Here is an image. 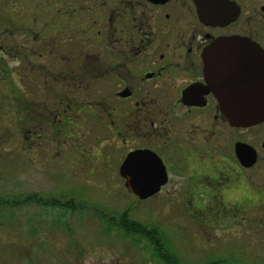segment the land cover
<instances>
[{
    "label": "flooded vegetation",
    "instance_id": "af4514ba",
    "mask_svg": "<svg viewBox=\"0 0 264 264\" xmlns=\"http://www.w3.org/2000/svg\"><path fill=\"white\" fill-rule=\"evenodd\" d=\"M46 6L0 44L2 58H15L9 72L17 78L19 119L26 110V124L56 127L64 141L74 137L67 125L88 120L98 140L108 136L121 151L111 170L128 191L123 162L131 152L152 151L166 174L158 193L213 192L223 205L209 218L223 225L222 253L207 264H264V120L229 122L214 91L220 80L206 75L205 60L220 38L241 37L264 50V0H47ZM239 52L246 68L253 50ZM227 59L214 64L218 77L221 67L235 66ZM179 201L196 206L187 195Z\"/></svg>",
    "mask_w": 264,
    "mask_h": 264
},
{
    "label": "rangeland",
    "instance_id": "374dc122",
    "mask_svg": "<svg viewBox=\"0 0 264 264\" xmlns=\"http://www.w3.org/2000/svg\"><path fill=\"white\" fill-rule=\"evenodd\" d=\"M46 3L0 0V44L31 25V13L41 15ZM3 55L0 51V264H68V256L70 264H165L148 239L118 225L125 211L145 227H158L182 264H207L221 255L224 228L221 222L212 226L209 218L223 205L212 199L213 192H160L139 199L111 170L121 151L108 136L98 140L88 120L67 125L65 133L74 137L64 141L56 127L26 124V110L19 119L17 78L9 72L16 62ZM21 84L28 94L29 84ZM34 130L40 135L32 138ZM182 195L196 206L180 203ZM50 199L57 204L46 205Z\"/></svg>",
    "mask_w": 264,
    "mask_h": 264
},
{
    "label": "water",
    "instance_id": "95a60500",
    "mask_svg": "<svg viewBox=\"0 0 264 264\" xmlns=\"http://www.w3.org/2000/svg\"><path fill=\"white\" fill-rule=\"evenodd\" d=\"M201 15L204 19L207 17L205 13ZM213 17L219 19L221 15ZM238 39L241 37L220 38L209 47L205 53L206 75L220 80L214 91L229 122L236 126H251L264 120V50L258 45L238 42ZM231 48L233 53L227 51ZM240 49L253 50L246 53V63L251 61L246 68L238 64V60L241 61ZM226 58V63L235 62V66L229 69L221 67L219 71L224 73L218 77L214 64H223ZM148 152H131L121 166V173L128 178L127 185L132 187L131 191L140 199L158 193L166 181L165 171L158 170L155 158L150 155L152 151Z\"/></svg>",
    "mask_w": 264,
    "mask_h": 264
},
{
    "label": "trees",
    "instance_id": "16d2710c",
    "mask_svg": "<svg viewBox=\"0 0 264 264\" xmlns=\"http://www.w3.org/2000/svg\"><path fill=\"white\" fill-rule=\"evenodd\" d=\"M54 204L56 205L57 203L54 202ZM117 223L126 232L134 233L148 239L153 245L156 255L159 259L163 260L165 264H182L179 256L168 243V239L158 227H145L141 222L130 218L127 211L121 214Z\"/></svg>",
    "mask_w": 264,
    "mask_h": 264
}]
</instances>
